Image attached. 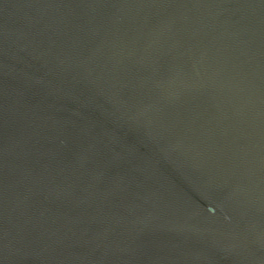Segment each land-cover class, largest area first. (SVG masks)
<instances>
[{
	"label": "water",
	"instance_id": "water-1",
	"mask_svg": "<svg viewBox=\"0 0 264 264\" xmlns=\"http://www.w3.org/2000/svg\"><path fill=\"white\" fill-rule=\"evenodd\" d=\"M0 264H264V0H0Z\"/></svg>",
	"mask_w": 264,
	"mask_h": 264
}]
</instances>
